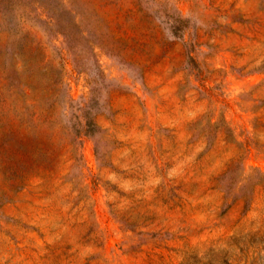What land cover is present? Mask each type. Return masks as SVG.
<instances>
[{
  "label": "rangeland",
  "instance_id": "374dc122",
  "mask_svg": "<svg viewBox=\"0 0 264 264\" xmlns=\"http://www.w3.org/2000/svg\"><path fill=\"white\" fill-rule=\"evenodd\" d=\"M0 264H264V0H0Z\"/></svg>",
  "mask_w": 264,
  "mask_h": 264
}]
</instances>
